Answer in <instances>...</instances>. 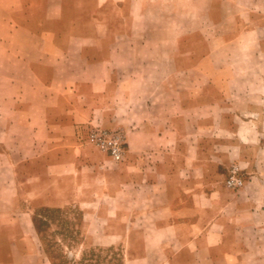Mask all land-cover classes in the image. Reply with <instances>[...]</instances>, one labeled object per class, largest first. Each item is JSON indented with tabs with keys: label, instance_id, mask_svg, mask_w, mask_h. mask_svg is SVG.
Instances as JSON below:
<instances>
[{
	"label": "rangeland",
	"instance_id": "obj_1",
	"mask_svg": "<svg viewBox=\"0 0 264 264\" xmlns=\"http://www.w3.org/2000/svg\"><path fill=\"white\" fill-rule=\"evenodd\" d=\"M252 3L262 12L246 13ZM0 9L10 39L0 60V264H226L219 238L205 234L240 205L233 195L249 180L240 145L255 156L243 137L264 136V124L242 123L264 121V94L244 77L262 65L250 43L264 41V0H0ZM33 12L46 46L18 30ZM71 54L78 69L101 60L105 75L94 66L30 75L65 73ZM94 82L102 88L87 98L75 87ZM100 131L123 136L120 160L89 141ZM231 178L241 186L229 189Z\"/></svg>",
	"mask_w": 264,
	"mask_h": 264
},
{
	"label": "crops",
	"instance_id": "obj_2",
	"mask_svg": "<svg viewBox=\"0 0 264 264\" xmlns=\"http://www.w3.org/2000/svg\"><path fill=\"white\" fill-rule=\"evenodd\" d=\"M244 11L248 14L255 12L259 13L262 12V8L259 5L252 3L249 7H245ZM5 13L4 9H0V60L1 57L6 55V52H1V47L6 46L7 41H10V39H8L6 17L4 16ZM37 14L38 12H33V16L27 17V20L31 23V28L26 25H21L18 27V30L28 37L26 41H34L38 45L44 44L46 46L48 41H41L42 39L32 29L36 22ZM47 20L50 21L52 19L45 16L44 24L49 23ZM253 44L258 48V53L254 56L262 63V65H260V70L248 72L244 75V77L255 78L256 89L254 91L258 94H264V41H254L250 43V45ZM49 53L50 50L45 52L39 51L38 56L42 59H46V56ZM49 60L52 61L51 58ZM63 60L69 64V69L66 71L67 73H60L58 69L51 68L42 69L38 72L31 70L30 75L36 78L58 76H69L70 78H73L75 76L88 73L89 70L93 69V66L101 71V77L105 75L103 62L101 60L88 61L85 59L86 66L81 67V69L77 68V64H79L81 60L78 56L73 54L67 55ZM54 62L59 64L63 61L54 59ZM18 75L22 76L23 74L20 73ZM18 75L16 74V76ZM3 76L6 75L0 70V77ZM114 76L113 71L110 75H108L111 83H113ZM106 86L107 85L104 84L103 88H106ZM75 87H77V90H79L83 96L87 98L99 93L102 85L99 82H94L77 84ZM66 93H70V95L73 93V90L70 89L68 85ZM257 111L258 110L256 109V112ZM242 123L246 125V127H259L264 124V121L263 117H258L256 119H249L248 121H244ZM143 126L146 129L148 128L147 124H144ZM39 127L42 133L43 125L41 122L39 123ZM258 135L260 138L252 137L251 134L250 136L246 135L243 137L244 144L254 145L255 156L253 159H245L241 156V152L246 148L244 145H240L239 148L242 151H239L240 158L238 159V165L243 168L247 174H249V180L244 182L243 188L239 190L237 194L233 195V199L235 200L233 201L235 203L239 202L240 205L235 208L236 212L234 213L227 209L222 216L212 218V222L210 221L208 224L205 234L206 237L219 238V240H217L214 244L219 247L223 246L222 260L226 264H264V136L263 133L259 132ZM207 250L208 253H211L214 251V248H208Z\"/></svg>",
	"mask_w": 264,
	"mask_h": 264
},
{
	"label": "built area",
	"instance_id": "obj_3",
	"mask_svg": "<svg viewBox=\"0 0 264 264\" xmlns=\"http://www.w3.org/2000/svg\"><path fill=\"white\" fill-rule=\"evenodd\" d=\"M89 141L107 152L113 160L118 161L122 158L124 141L123 136L119 133L96 132L90 135ZM241 184V180L237 178H231L227 181V187L231 190L238 188Z\"/></svg>",
	"mask_w": 264,
	"mask_h": 264
}]
</instances>
